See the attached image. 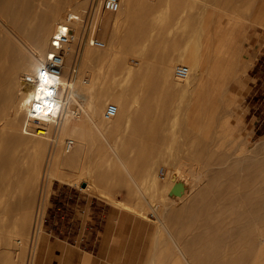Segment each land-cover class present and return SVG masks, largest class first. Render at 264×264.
Listing matches in <instances>:
<instances>
[{
	"label": "rangeland",
	"instance_id": "obj_1",
	"mask_svg": "<svg viewBox=\"0 0 264 264\" xmlns=\"http://www.w3.org/2000/svg\"><path fill=\"white\" fill-rule=\"evenodd\" d=\"M95 1L96 5L98 4L97 6L92 5L90 0L80 7L69 5L65 11L66 13L62 16V20L66 18L69 10L78 13L79 22L84 29L80 45L83 49L80 50L84 51L86 47L99 50L100 57L91 62V68L88 67L83 75L86 79L93 74L95 77L97 76V78H94L95 81H98L96 82V85L98 83L96 95L99 94L98 97L100 98L101 91L123 92L127 97L129 96V103L132 99V104L130 103V108H133V113L130 111L131 119L129 118L130 121L125 123L121 131L114 130L113 125L115 124L112 119V122H110V120L103 118V111L106 109L107 104L109 102L115 103L114 97L110 95L111 97L109 96L108 100L106 98V101H101L104 106H101L100 109L102 110L97 114V119L104 128V135L108 139L105 136L101 137V134H99L98 143L94 140L96 142L94 145V141L92 142L91 139L89 141V144L93 143L89 148V152L91 160H93L91 161L94 165L93 168H96L94 171L97 170L94 172L95 177L100 176L98 169L101 170L105 167L107 162L113 165L115 171L108 175L106 180L97 182L96 189L98 192L96 193L91 189L84 188L87 185L85 178L76 177L78 176L76 163L71 161L68 162L69 164L66 162L63 164L62 162L59 166H56L60 170H58L59 173L63 172L65 177L72 174V177H70L73 181L77 178L76 182L74 181L75 183L56 178L52 179L49 188V182L47 181L48 186L45 187L48 188L46 190L44 187L43 191L45 195L42 194L40 197V203L42 204L39 203L37 207L33 205L32 207H36L35 209H30L28 205L26 208H24V205L19 207L1 206L0 264L83 263L82 257L79 255L73 257L63 256L62 249L56 247L54 239L45 233V225L47 224L45 219L48 215L49 200L53 198L54 190L59 189V187L61 191H66L71 195L68 197L70 201L79 202L83 207H86L85 204L88 205L84 212L85 231L81 236V239L84 237V240H80V247L87 251L92 248L90 243L86 242V239L87 235L92 234L94 231L95 236L98 238L94 252H91V257L96 260L101 258V264H122L123 262V264H136L137 260L140 264H146L155 257L157 260L163 257L164 261H162L165 264H177L178 262L175 263L173 257L176 256L174 255L175 249L172 245L165 244L168 243L165 231L158 229L161 215L166 219L170 228L173 226L172 229L176 236L178 232L181 233L177 238L182 241L185 250L191 251L197 248L203 252H214L215 245L221 240L223 241L226 233L222 228L224 232L221 231L219 237L212 240L211 245L206 247L204 240L207 242L209 233L204 232L208 230L209 224L207 221L212 216L208 211L210 207L205 204L206 202L192 204L193 198L199 194V185L201 187V184L209 179L210 168L206 166L209 158V153L206 150H209V144L214 146V158H216V155L218 156L216 159H218L222 154H228L223 164L224 168H231L238 157L245 155L254 156L255 158H252L254 161L264 157V70L259 68L261 46L264 42V0H120L121 7L116 12L106 10L103 6V0ZM207 13L213 16L214 21L210 24L205 18ZM256 13L257 15H255ZM74 27L78 36L81 28L80 24H75ZM90 30V35L106 42L105 49L87 44ZM209 31L213 34L214 45H216L215 40L218 37L222 36L224 38V49L226 46L225 59L224 57L219 59V65H216L215 55L212 54L211 57L209 54L208 44L213 45L209 38ZM114 36L116 37L114 38ZM115 44H118L119 48ZM205 45L208 47H204ZM182 49L195 50L202 65L201 70L194 67L191 77L187 80L177 79L174 75V69L179 64H193L194 62L176 60V58L171 62L168 59L170 54L175 53L176 55ZM113 52H115L114 56ZM153 52L157 55L153 58L155 63L150 60L151 58L147 60L148 53ZM232 56L235 58L232 59L233 61L231 60ZM229 63H231V68H229ZM164 71L168 73V76ZM157 75L160 76L159 79L151 78ZM205 77H207V80ZM76 106L80 108L78 103ZM75 121H83V118L81 120L75 118ZM124 135L126 139L123 141L127 143H125L126 145L122 141L125 138ZM204 135L207 137L205 138ZM106 139L113 141L116 149L119 150L120 155L124 157L128 164L127 169L124 170L119 166L120 163L114 157V153ZM212 139L213 141L216 139V142L213 143ZM204 144L205 148L202 146ZM193 145L200 149H202V146L205 149L204 154L202 153L203 156L197 158L196 156H199V154L195 155L190 151ZM218 145L219 149L222 146L221 152L224 151L223 147L226 148L225 154L219 151ZM236 149H239L237 150L239 153L236 154H241L240 156H236ZM228 151L230 153H226ZM218 152L221 153V156ZM180 153L185 156L183 157ZM253 153L255 155H252ZM39 155L47 158V154H43V152ZM94 155L98 157L96 158ZM176 155H178L177 158ZM109 156L110 160L108 159ZM170 156L172 157L171 160ZM179 156H182L183 160L189 158L185 160V163H191L193 164V166L190 164L191 168H196V170H193L195 173H190L191 175L188 172L191 168H186L185 173L188 177L192 176L191 178H193H188L191 183L190 188L195 186L193 180L197 171V173L202 172L207 178H204L201 173L200 184L196 185V189L194 187L193 192L189 188L191 194H189V191L187 192L190 196L186 194L185 202L183 203V200H181L182 202L179 201L180 203L174 204L171 200L172 196L167 191L168 183H171L169 179V162L178 161ZM43 157L38 156L37 165H40L41 161L43 162ZM147 160H159L158 165L153 169L156 181L150 180L151 177L146 176L147 173L145 174V168H148L145 164ZM149 161H147V164H151ZM31 162H33V159ZM187 164H185V167ZM203 165L206 169L208 168V171L206 169H204L206 171H203ZM40 167L38 166V168ZM246 167L247 165L245 167L240 164L234 165L235 171L238 173V179L235 180L237 183H231L232 181L225 177L223 178L224 181H220L211 192L213 193L215 190L231 184L232 190L235 189L233 193L231 191L232 195L236 193L235 196L240 197L243 188L242 180L247 172ZM40 169H45V166ZM53 169H55V166ZM162 170L164 174L161 173ZM129 173L135 176L129 175ZM133 178L137 183L132 181ZM203 178L206 180L204 181ZM235 184L240 191L238 188H233ZM3 192L8 194L9 191ZM14 193L15 190L12 191V194H9L15 195ZM101 193L105 194L106 197ZM208 194L211 193H207L205 196ZM16 195H18V192H16ZM25 195L27 193H24ZM201 195L203 193L198 197H201ZM94 203L102 204L106 208L105 214L96 220L94 218ZM219 203L221 204L220 209L218 208ZM219 203L212 210L219 215V218L217 216L213 217L216 221L225 220V217L230 215L231 211L229 209L232 210L235 207L233 204L230 205L231 203L226 204L227 206L225 203ZM151 204L160 213H156ZM184 204L186 206L181 210L180 207ZM165 207L170 208H167V210ZM237 207L239 208V206ZM28 208L32 212V209H34V214L30 210L27 211ZM37 211H41L39 213L41 217L38 216ZM24 214L26 217H24ZM31 215H33V221L30 220ZM27 217L29 218L27 219ZM23 218L31 221L32 223L27 222L31 225L27 226L28 224ZM222 222L224 223V221ZM223 223H221L222 227L223 225L228 226V222ZM91 225H94L93 230L90 229ZM229 225H231V221ZM10 234L13 237H10ZM199 234H205L203 239L193 241L192 239H195L196 235ZM31 235H34V239L32 243L27 244ZM28 236L29 238H27ZM181 237L185 239L182 240ZM19 238L23 239L24 243ZM8 239L12 240V243ZM17 239L24 245H21V242H18ZM35 239L36 242H34ZM128 248L130 252H128ZM159 251L161 254H159ZM161 251H164V254ZM139 252H142V255Z\"/></svg>",
	"mask_w": 264,
	"mask_h": 264
},
{
	"label": "bare ground",
	"instance_id": "obj_2",
	"mask_svg": "<svg viewBox=\"0 0 264 264\" xmlns=\"http://www.w3.org/2000/svg\"><path fill=\"white\" fill-rule=\"evenodd\" d=\"M87 1L88 0H0V207L5 205L7 207L8 206L19 207L24 205V208H26L28 205L30 206V209L31 208L35 209L38 206V204L41 202L40 197L43 194L44 187L48 186L47 184L49 182V188H50V183L52 179H56V178H60L65 181L76 182L78 177L79 178L83 177L87 180L86 182L87 185H85L84 188L91 189L93 192L97 193L98 192V190L96 189L98 184L97 182L99 181L102 182L106 180V178H108L107 176L115 171L113 165L107 162V165H105V167L101 168V170L98 169V173L100 174V176L95 177L94 172H96L97 170L94 171V169L96 168H93L94 165L91 162L93 160H91L89 148L93 143L94 145L96 144V142L99 139V134H101L100 135L101 137L105 136L104 128L98 121L97 114L99 113L100 110H102L100 109L101 106L102 107L104 106L102 105L101 101H104L106 98L108 100L110 95L113 96L114 97L113 99L115 100V104H117L119 108V112L117 116L112 119V121H114L115 124L113 125V128L114 130L121 131L125 123H127V121L128 122L130 121L129 120L131 115L130 111L131 113H133L132 111L133 108L132 109L130 108V103L132 102V99L131 102L129 103V99H128L129 96L127 97V95L123 92L113 93V91H111L112 93L108 91L105 92L101 91L99 98L98 97L99 94L98 96L96 95V91H97L96 87L98 86V83L96 85V82L98 81L94 80V78H97V76L95 77L93 74L88 79H86V77L83 76L86 70L88 69V67L91 68V62L98 59L100 56H99V50H96L94 48L86 47V49L84 48L85 49L84 51H81L83 48L81 49L80 45L82 42V32L84 29L81 23L79 22L80 18L78 20H74V25L80 24L81 28L78 34V40L74 42L65 53L63 73L60 76V81L62 83L63 89H61L57 99H53V97L45 95V91L51 92L50 84L45 85V90L40 89L41 80L39 73H37L36 71V69L39 68L40 73H43V75L46 76L49 80H52L53 78L52 75L46 73L44 69V65L47 61L48 53L52 47L51 46L52 35L57 30L59 24H61L62 21L65 20V19L62 20V16L64 15V13H66L65 11L67 10V7H69V5H73L74 7H80L83 6L84 3L86 4ZM90 1L92 5L93 4H95V6L98 5V4L96 5L95 0H90ZM68 14L79 15L78 13L72 12L70 10L67 12V15ZM255 15H257V13ZM205 18L209 24L212 23V21H214L212 19L213 16L210 15L209 13H207ZM212 35L213 34L209 31V38L211 43H213ZM115 37L116 36H114V38ZM215 41H216L215 42L216 45H214V43L213 45H211L210 43L208 44L210 48L209 54L211 57L212 54L215 55V60L217 63L216 65H219L218 63L220 61L219 59L221 58L223 59L226 46L224 49V38L222 36L218 37ZM88 43L89 42H87V44ZM208 46L205 45L204 47H208ZM182 50H179V52L175 55L176 60H186V61L194 62L193 64L184 63L190 68V74L186 78L187 80L189 79V77H191L194 67H197L198 69L201 70L202 65L200 64L197 58V52L195 50L193 49H187V50L182 49ZM114 53L115 52L112 53L113 56L115 55ZM233 58L234 57L232 56L231 60ZM210 61L212 62V60ZM228 65L229 68H231V63H229ZM92 72L90 73L92 74ZM204 72L206 73V71ZM204 72L202 73V75L204 74ZM164 73H166L168 76L167 72L164 71ZM202 75L200 74V76ZM99 89H98V93H99ZM38 96L40 97L39 99L37 98ZM77 103L79 104L80 108L76 106ZM37 105H40L41 107L45 108V111L44 113H42V115H45L46 119H41L40 115H38L37 112L34 110V108H36ZM46 105H51L52 110L49 111L47 107H45ZM53 111L56 113L55 115H53ZM29 112L32 113L31 117H29L28 115ZM75 118H78L79 120L83 118V121L76 122ZM112 121L110 120V122ZM123 137H125V135ZM204 137L206 138L207 136L204 135ZM90 139L92 142L94 140L96 142L95 141L93 143L90 142L91 144H89ZM124 139H126V137L123 138L122 141ZM213 139L212 142L213 143L216 142L215 141L216 139L214 141ZM106 142H108L111 150L113 151L114 157L118 159L120 163L119 166L124 170L125 168L127 169L128 164L124 160V157L120 155L119 150L116 149L113 141L107 140ZM202 146L205 148V144ZM202 146H201L202 149H200L196 147V145L195 147L193 145L190 151L195 153V155L199 154V156L196 157L200 158V156H203L202 153L205 150ZM220 147L222 148V146ZM217 148L219 149V145ZM223 148H224L223 152H221L222 149L221 150L219 149L221 153L225 152L226 148L225 147ZM237 150L239 149H236L235 154L239 153ZM206 151L207 153H209L208 154L209 158L207 159L208 164L206 165L208 166V168H210L209 169L210 172L208 174L209 179L206 182L202 183L201 187L199 185L200 187V188L198 187V190L200 189V191H198L199 194L193 198L192 204H197V203L199 204L201 202H206L205 204H208L210 207V210L208 211L209 214H211L212 216H210V219L207 221L209 224L208 225L209 228L204 232L206 234L209 233V236L207 235L208 236L207 242L204 240V245L206 247L207 246L209 247L211 245L212 240L219 237L222 228L224 229L226 235L224 233L225 237L223 238V241L221 240L215 245L216 249L214 252H203L202 250H199L197 248H194L192 250L190 249L191 251H188L185 250L184 247L182 246L181 243L182 241H180L177 238V236L179 234L181 235V233L178 232L177 233L178 235L176 236L174 230L172 229L173 226H171L170 228L166 219L163 217V215H161L159 219L160 225L158 229L165 231L168 240V243L165 244L172 245V247L175 249L176 252L174 255L176 256L173 257L175 263L178 262L177 264L179 263L180 264H264V157L254 161L252 159L254 156L245 155L243 157H238L234 162L235 164L234 163L232 164L231 168H224L223 164L225 163V159L227 158L228 154L227 155L222 154L221 156V153L218 152L219 156L221 157L216 159L218 157L216 155V158H214L213 157V155L215 154L214 146H210V144H209V150L207 149ZM41 152H43V154L44 153L47 154V158L40 156L39 154ZM226 153H230V152L228 151ZM238 155L240 156L241 154ZM238 155L236 154V156ZM252 155L255 154L253 153ZM38 156L43 157L45 159V161L43 159V162L42 161L40 162L41 164L39 163L41 167L45 166V169H40L41 168L40 165H37L39 161L37 160ZM177 156L178 155H176V158ZM182 156L184 157L185 155ZM182 156H179L178 161L169 162L170 164L169 179L171 183H168L169 186L167 191L169 192L170 196H172L171 200L174 204L178 203L179 201L182 202L181 200H183L184 203L185 202L184 200H186L185 198L187 197V195L191 194V192L189 191L190 188L189 185L191 184L189 179H193V178H191L192 176L191 177L189 176L190 177L189 178L185 172H186V168L187 167L191 168L193 164L189 162L191 164L190 166V164H187L188 162L185 163V160L189 158L183 160L184 158ZM32 159L33 162H31ZM108 159L110 160V156ZM171 159L172 157L170 158V160ZM71 161L73 163H76V168L78 169L77 170L78 176H76L77 178L74 181L71 178L72 174H70L71 177L70 176L65 177V174L63 172H60L63 174L61 175L59 173L60 171L59 168L56 167L59 166L62 162L64 164V162L68 163ZM147 161L146 163L144 162L148 167L147 169L144 167L146 170L145 174L147 173L146 176L151 177L150 180L156 181L157 179L156 176L154 175L155 172H153V169L154 167H156V165H158L159 160H153V161L150 160L149 162L151 164L149 163L147 164ZM185 164H187L186 167ZM238 164H240L243 167L247 165L246 167L247 172L245 173L244 179L242 180L244 184L242 183L243 188L241 186L242 191L240 197L238 196L236 197L235 196L236 193L235 195H232L235 189L232 190L231 184L227 185V187L224 188L221 187L220 189H217L212 193L211 191H213V189L216 188V186L220 183V181L223 182L224 181L223 178L225 177H227L229 181H232L231 183L236 182L235 180L238 179L237 176L238 173L235 171L234 165H238ZM38 166L40 168H38ZM54 166L55 169H53ZM202 169L203 171L207 170L205 166L202 167ZM190 170L192 171L190 172ZM190 170L188 171L189 174L195 173V171L193 170H196V168L193 169L192 167ZM197 172H196V176L195 177L193 176L195 178L193 181L195 182L192 181L195 184L194 186L195 189L197 188L196 185L200 184L199 180L202 178L201 175L202 172L199 173ZM129 175L135 176L134 174L131 173H129ZM203 177L207 178L205 175ZM134 180L135 178H133L132 181L134 183H137V181L135 182ZM222 185H224V183ZM194 187L192 186L190 188L191 191L194 189ZM45 188L47 190L48 187ZM233 188L239 189V187H236V184L235 187L233 186ZM14 190H15L14 193L15 195H11L12 191ZM3 191H7V192L9 191L8 194L11 193L9 194L11 196H9L7 193H4ZM188 191L190 192L189 194H187ZM16 192H18V195H16ZM24 193H27V195L24 196ZM201 193H203V195H201V197H198L200 196ZM207 193H211V194L205 196V194ZM101 194L106 197L105 194L103 193ZM44 195L45 194H43V196ZM219 202H222V204L225 203V205L231 203L230 205L233 204V206L235 205L236 207V208L234 207V209L232 208V210L229 209V211H231L229 217L226 215L227 217H225L226 218L225 220L221 219L222 221H224V223L228 222V226L223 225L222 227L221 223L223 222L221 220L216 221V219L213 218L214 216L215 217L217 216L219 218V215H217L216 212L212 211L213 207L215 208L216 205L218 206L220 204ZM236 204H239L237 205L239 206V208L236 206ZM33 205L36 207H32ZM151 206L157 213L158 211L156 210V207L153 204H151ZM185 206L186 205L184 204L183 206L180 207V209L182 210ZM219 207H221V204L220 206H218V208ZM167 208L165 207V209ZM30 209L28 208L27 211ZM34 209H32L33 212L30 210L33 214H34ZM39 213H41V211L38 212V216ZM143 215L146 216L144 213ZM24 217H26V215ZM39 217H41V215ZM28 218L29 217H27V219ZM32 218L33 215H31L30 220ZM25 220L26 218L24 219V221ZM28 221L26 220L25 222L27 223ZM230 221H231V225H229ZM27 224H28L27 226L31 225L29 223ZM203 235L200 234L196 235L195 239L192 240L193 241L198 239L201 240L204 237ZM11 236L13 237V235L10 234V237ZM27 238H29V236ZM33 239H34V235H31L30 239H28L29 241L27 240L28 243L27 242L26 243L27 244H29V242L32 243ZM180 239L183 240L185 238L181 237ZM20 240H22L24 243L23 239ZM20 240H18V242ZM11 241L12 240H9L10 243H12ZM9 242L8 244L11 245ZM34 242H36V239ZM23 243L21 242L20 244L24 245ZM129 248L131 250L130 246ZM129 248H128V252H130ZM161 252L162 254H164L163 253L164 251ZM139 253H141L142 255V252ZM159 254H161L160 251ZM158 259L160 260H157L156 257L152 258L151 261L147 262L146 264H165L163 262L164 261L163 257L162 259L161 258ZM32 262H33V258H32ZM136 264H140V262H138L137 260Z\"/></svg>",
	"mask_w": 264,
	"mask_h": 264
},
{
	"label": "crops",
	"instance_id": "obj_3",
	"mask_svg": "<svg viewBox=\"0 0 264 264\" xmlns=\"http://www.w3.org/2000/svg\"><path fill=\"white\" fill-rule=\"evenodd\" d=\"M154 57H157L154 52L151 54L148 53L147 60L150 58V60H153ZM168 59L171 62L173 59L175 60V53L170 54ZM153 63H155L154 60ZM151 78L159 79L160 76H152ZM205 79L207 80V77H205ZM57 190H60V187ZM57 190H54L53 198L49 200L50 205L47 208L48 215L45 219L47 222L45 225V233L50 238L54 239V244L56 247L62 249L63 256L66 255V257H73L74 255H79L82 257V264H101V258L96 260L91 257V252H94V247L97 244L96 240L98 238L95 236L94 231L92 234H88L86 239V242L88 241V243L91 245L90 247L92 248L87 251L80 247V240H84V237L81 239V236L85 231L83 219L85 215L84 212L86 211V207L88 208V205L85 204L86 207H83V205H81L79 202L70 201L68 197L71 195L68 192ZM89 208L91 207L89 206ZM93 209L95 212V220L105 214L106 210L105 206L103 207L102 204L99 205V203H94Z\"/></svg>",
	"mask_w": 264,
	"mask_h": 264
},
{
	"label": "built area",
	"instance_id": "obj_4",
	"mask_svg": "<svg viewBox=\"0 0 264 264\" xmlns=\"http://www.w3.org/2000/svg\"><path fill=\"white\" fill-rule=\"evenodd\" d=\"M103 6L106 10L116 12L121 7L120 0H103ZM80 17L77 14H68L65 18V21L59 24L57 30L52 35V47L48 53L47 61L44 65L46 73L52 75L51 86V97L57 99L58 95L63 88L60 81V76L63 73V66L65 61V53L68 48L76 42L78 36L74 27V20H78ZM93 18V16H92ZM91 18V19H92ZM91 30L89 31L87 42L92 46L104 48L106 47V42L90 35ZM259 68L264 70V42L261 46V58L259 59ZM174 74L177 78L186 79L190 74V68L185 64H179L174 69ZM36 111V108H34ZM119 112L118 105L115 103H109L104 110L103 116L107 120H111L117 116ZM164 174V171H161ZM94 225L90 226V229L93 230Z\"/></svg>",
	"mask_w": 264,
	"mask_h": 264
},
{
	"label": "clouds",
	"instance_id": "obj_5",
	"mask_svg": "<svg viewBox=\"0 0 264 264\" xmlns=\"http://www.w3.org/2000/svg\"><path fill=\"white\" fill-rule=\"evenodd\" d=\"M36 71H37V73H39L40 80H41L40 89L41 90H45V85L46 84H51L53 81L52 80H49L46 76L43 75V73H40V69L39 68H37ZM45 95L51 96L52 93L45 91ZM37 98L39 99L40 97L38 96ZM45 107H47V109L49 111L52 110L51 105H46ZM44 111H45V108L44 107H41L40 105H37L36 106V112H37L38 115H40V118L41 119H46V116L45 115H42V113H44ZM55 114L56 113L53 111V115H55ZM28 115H29V117H31L32 113L29 112Z\"/></svg>",
	"mask_w": 264,
	"mask_h": 264
}]
</instances>
